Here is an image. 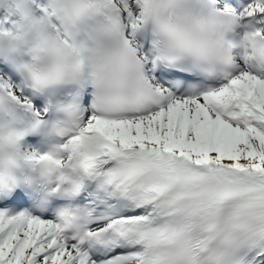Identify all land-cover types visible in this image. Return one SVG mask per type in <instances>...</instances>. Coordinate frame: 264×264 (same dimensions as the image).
<instances>
[{"label": "snow or ice", "instance_id": "obj_1", "mask_svg": "<svg viewBox=\"0 0 264 264\" xmlns=\"http://www.w3.org/2000/svg\"><path fill=\"white\" fill-rule=\"evenodd\" d=\"M0 264H264V0H0Z\"/></svg>", "mask_w": 264, "mask_h": 264}]
</instances>
